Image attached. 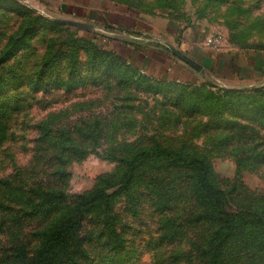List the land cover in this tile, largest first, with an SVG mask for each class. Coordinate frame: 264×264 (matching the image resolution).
I'll use <instances>...</instances> for the list:
<instances>
[{
	"label": "rangeland",
	"instance_id": "obj_1",
	"mask_svg": "<svg viewBox=\"0 0 264 264\" xmlns=\"http://www.w3.org/2000/svg\"><path fill=\"white\" fill-rule=\"evenodd\" d=\"M106 1L149 45L184 49L191 30L219 52L264 51V0ZM54 17L74 19L57 0H0V264H212L222 222L217 264H264L263 80H160L103 27ZM108 178L107 202L75 215ZM71 215L70 239H48Z\"/></svg>",
	"mask_w": 264,
	"mask_h": 264
},
{
	"label": "crops",
	"instance_id": "obj_2",
	"mask_svg": "<svg viewBox=\"0 0 264 264\" xmlns=\"http://www.w3.org/2000/svg\"><path fill=\"white\" fill-rule=\"evenodd\" d=\"M63 12L70 13L78 21L101 26L110 30H118L119 33L105 32L117 38L105 42L109 48L120 46L125 59L137 66L141 71L155 77L171 80L202 81L214 78L223 81H250L261 79L264 82V51L246 50L219 52L208 45H200L194 42V34L189 30L181 40V50H187L189 56L202 65L204 73H200L186 63L178 59L165 45H149L138 39L144 35L139 28L140 23L134 16L119 13L115 4L106 0H57ZM113 8L110 9L109 5ZM136 30L137 36L130 33ZM141 30V31H140ZM133 37V41L122 38L127 33ZM139 32V35L138 33ZM124 37V36H123ZM114 42L113 44L110 42ZM118 42V43H117ZM107 46V47H108ZM119 51V52H120ZM185 53V52H184Z\"/></svg>",
	"mask_w": 264,
	"mask_h": 264
},
{
	"label": "trees",
	"instance_id": "obj_3",
	"mask_svg": "<svg viewBox=\"0 0 264 264\" xmlns=\"http://www.w3.org/2000/svg\"><path fill=\"white\" fill-rule=\"evenodd\" d=\"M128 42H131V41H128ZM152 77H155V76H152ZM157 78H159V77H157ZM159 79L161 80L162 78H159ZM172 81L177 82V83H188V84L189 83H192L193 84V83L196 82V81H184V82H182V81H176V80H172ZM204 81H206V80L204 79V80L198 81L196 83H201V82H204ZM182 161H183V159H182ZM110 181L111 180L109 178L108 179H105L104 180V183L105 184L103 186L98 187L96 189H93L91 191H87V192H85L83 194L77 195L76 196V199L73 202V208H72L73 213L75 215H77V216H80V215H78L79 213L77 212L78 208L83 207V206H87V205H90V204H93V203L99 202V201L100 202L101 201L107 202V198H109L110 195H107V194H102L101 195L100 192L102 190H105L106 188H108V187H110V186L113 185L112 183L110 184ZM198 182H199L201 188L203 189V191L205 192V197H206L205 203H208L209 199H211V196L210 195L211 194H215L214 191H213L214 188L213 187H209L206 184V182H203V180H200L199 181V179H198ZM202 182L206 185V189L203 188ZM17 183H15V184H17ZM40 184H41L40 181H37L36 184H30V182H28V184H25V186H26V193H29L32 197H37L39 192H37V190H36V185L39 186ZM28 199H30V198H28ZM28 199H26V201ZM72 217H73V215H71L70 217L68 216V221L69 222H67V227L65 228L64 231H59V229L62 230V228H63L64 225H62L61 227H58L57 229H56L57 225L56 224L53 225V227L50 229V235H49V238L48 239L53 240V241H55L56 239H59L60 237H65V238H69L70 239V236H72V233L76 230V228H75L76 227L75 226L76 223H75V221L74 222L72 221ZM221 225L224 226V222H222ZM222 226H219V227L215 228V230L213 231V233L211 235L210 241L208 242V244H209L208 245V250H210V252L212 254L211 255L212 256L211 257L212 258V264H217L216 259H215V256L218 253L219 247L221 245V243H218V240H219V236H220V231L223 228ZM91 245H90V247H91ZM99 246L101 247V250L103 251L104 248L106 247V244L102 243ZM90 247H89V249H90ZM18 252L19 251H17V253H15V254L14 253H12V254H6V256L4 257V261L6 262V261L10 260L11 258H16L18 256ZM80 254H81V249H79V250L78 249H74L70 253V256H76V255H80ZM84 254L86 256L87 255H91L90 252L88 251V248L84 252ZM63 256L64 255L62 254V259H63ZM5 264H8V263H5ZM12 264H16V263L14 262ZM18 264H26V262L25 263L24 262H19Z\"/></svg>",
	"mask_w": 264,
	"mask_h": 264
},
{
	"label": "water",
	"instance_id": "obj_4",
	"mask_svg": "<svg viewBox=\"0 0 264 264\" xmlns=\"http://www.w3.org/2000/svg\"><path fill=\"white\" fill-rule=\"evenodd\" d=\"M55 20H58L62 23H66L72 26H75L77 28L80 29H84V30H89V31H93L96 29V26L90 23H86V22H81L78 20H74L71 18H66V17H54ZM105 32H115V33H119L118 30H110V29H103ZM162 43L181 61H183L184 63H186L188 66H190L192 69L200 72V73H204V69L202 67L201 64H199L197 61H195L194 59H192L190 56L186 55L185 53H183L181 50H179L178 48L174 47L172 44L162 41Z\"/></svg>",
	"mask_w": 264,
	"mask_h": 264
},
{
	"label": "built area",
	"instance_id": "obj_5",
	"mask_svg": "<svg viewBox=\"0 0 264 264\" xmlns=\"http://www.w3.org/2000/svg\"><path fill=\"white\" fill-rule=\"evenodd\" d=\"M177 81H179V80H177Z\"/></svg>",
	"mask_w": 264,
	"mask_h": 264
}]
</instances>
